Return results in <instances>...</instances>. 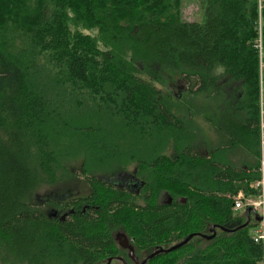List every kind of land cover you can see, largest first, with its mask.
Returning a JSON list of instances; mask_svg holds the SVG:
<instances>
[{
    "label": "trees",
    "instance_id": "trees-1",
    "mask_svg": "<svg viewBox=\"0 0 264 264\" xmlns=\"http://www.w3.org/2000/svg\"><path fill=\"white\" fill-rule=\"evenodd\" d=\"M202 7L187 21L181 0H0V249L12 264H100L126 252L116 231L140 258L212 225V239L145 264H259L257 223L238 228L232 208L238 192L260 194L264 0ZM169 71L186 95L228 99L205 117L216 147L202 153L176 113ZM132 164L124 186L93 175ZM76 185L78 199L60 197ZM42 187L55 190L40 199Z\"/></svg>",
    "mask_w": 264,
    "mask_h": 264
},
{
    "label": "rangeland",
    "instance_id": "rangeland-1",
    "mask_svg": "<svg viewBox=\"0 0 264 264\" xmlns=\"http://www.w3.org/2000/svg\"><path fill=\"white\" fill-rule=\"evenodd\" d=\"M203 7L202 0H181V13L183 20L187 21H200L203 18ZM260 45L261 40L258 39ZM262 47V45H261ZM262 51V50H261ZM263 64H261L262 66ZM165 89L171 93L173 96L178 94V100H181L180 105L176 108V113L180 114L179 111L184 115V117H189L190 128L194 133H197L200 142V151L203 153L209 148H214L217 146L218 141L212 133V129L205 121V117H216L221 109L228 107V99L222 91H219L216 95L211 94H197L195 96H189L184 93V86L182 80L175 73L168 72L165 76L164 82ZM190 115V116H189ZM171 148L169 147L166 151L167 155H170ZM80 159H74L69 162V169L78 171L80 169ZM134 165L130 166L127 172H93V175L104 181H110L118 185H124V183L129 182L131 179V172ZM78 175V172H76ZM55 189H49L48 187H42L39 190L38 197H43L45 194L53 192ZM41 199V198H40ZM137 203L143 204L141 199L136 201ZM245 209H240L239 211H244ZM250 221H255L253 219V213H251ZM249 221V222H250ZM256 222V221H255ZM258 223V221L256 222ZM257 226V224H256ZM255 229V228H254ZM10 260H13L9 253L0 249V264H12ZM17 264V263H16Z\"/></svg>",
    "mask_w": 264,
    "mask_h": 264
},
{
    "label": "built area",
    "instance_id": "built-area-1",
    "mask_svg": "<svg viewBox=\"0 0 264 264\" xmlns=\"http://www.w3.org/2000/svg\"><path fill=\"white\" fill-rule=\"evenodd\" d=\"M257 47L261 54V45L258 41ZM260 172L261 178L253 183V186L258 188L260 194L255 199L245 198L242 192H238L233 198V210L239 211L246 207H251L258 214L260 220L252 232L251 239L255 244L261 246L262 254L259 264H264V101L260 98Z\"/></svg>",
    "mask_w": 264,
    "mask_h": 264
},
{
    "label": "flooded vegetation",
    "instance_id": "flooded-vegetation-1",
    "mask_svg": "<svg viewBox=\"0 0 264 264\" xmlns=\"http://www.w3.org/2000/svg\"><path fill=\"white\" fill-rule=\"evenodd\" d=\"M131 179L129 180V182H126L124 183V185H127L128 183L132 182L133 183V178L132 176H130ZM110 182V181H108ZM116 185L117 182L115 183ZM124 185H118V186H124ZM80 192V187L78 185L72 187L67 193L66 195H61L60 197L64 200L68 199V198H77V195L79 194ZM86 207V206H84ZM65 213H63L61 215V219H63V216H64ZM53 215H56V212L53 214ZM124 236V239H121V237ZM114 240H115V243L118 247L124 249L126 252H123L122 255H114L112 257H108L105 259V261L101 262L100 264H105L107 262L108 259H111L110 263L109 264H122L123 261L125 262V264H136V262L138 261H141L143 258H145L146 256H148L149 254H146L145 256L143 257H138L135 255L134 253V250H133V253L130 254L129 251H128V247L127 246H131V243L128 239V237L123 233V232H120V231H116L115 234H114ZM133 249V247H132ZM147 262V261H146Z\"/></svg>",
    "mask_w": 264,
    "mask_h": 264
},
{
    "label": "water",
    "instance_id": "water-1",
    "mask_svg": "<svg viewBox=\"0 0 264 264\" xmlns=\"http://www.w3.org/2000/svg\"><path fill=\"white\" fill-rule=\"evenodd\" d=\"M244 213H245V216H246V220L245 222L238 228H241V227H245L248 225L249 221H250V218H251V213H253V219L257 222L260 220V217L258 216V214L256 212H254L252 210L251 207H246L245 210H244ZM215 228L216 226L215 225H212L209 229V232L210 234H197V233H192V234H189L187 235L182 241L178 242V243H175L167 248H163V247H160V248H157L155 249L152 253H150L148 256H146L145 258H143L141 261H137L136 264H145L147 260L149 259H152L154 256L160 254V253H168L170 251H173V250H176L178 248H180L181 246H183L184 244H186L187 242H189L193 237L195 236H198V237H201V238H204L206 240H210L212 239L214 236H215ZM220 230H223V231H230V230H227V229H224L222 227H218ZM121 239H124V236L121 237ZM128 247V251L130 254L133 253V249L131 246H127ZM111 261V259H108L107 262L105 264H109ZM122 264H125V262L123 261Z\"/></svg>",
    "mask_w": 264,
    "mask_h": 264
}]
</instances>
